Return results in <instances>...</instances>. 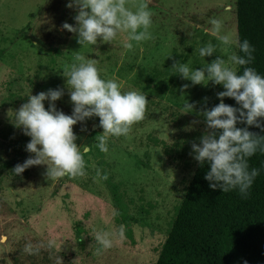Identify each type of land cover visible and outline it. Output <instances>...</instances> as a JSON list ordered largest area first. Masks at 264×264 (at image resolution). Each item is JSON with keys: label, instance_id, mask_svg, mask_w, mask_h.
Segmentation results:
<instances>
[{"label": "rangeland", "instance_id": "374dc122", "mask_svg": "<svg viewBox=\"0 0 264 264\" xmlns=\"http://www.w3.org/2000/svg\"><path fill=\"white\" fill-rule=\"evenodd\" d=\"M125 2L133 11L146 2L152 14L149 38L132 41L130 49L122 46L126 32H119L112 44L98 38L94 46H81L71 32L60 48L61 11L77 14L67 6L69 0H0V264H154L158 256L196 166L191 145L210 131L200 113L220 102L216 93L224 88L211 81L192 84L173 70L156 81L152 73L172 66L169 55L175 52L186 54L191 68L221 56L236 69L229 59L236 44L222 45L205 31L211 28L210 19L217 18L222 34L236 40V0ZM209 42L216 52L199 57L195 49ZM77 52L94 59L101 77L117 81L122 91L145 94V118L127 135L109 137L108 151L101 156L95 140L102 132L99 117L74 124L85 161L83 176L47 180L46 165L15 174L14 166L34 155L26 151L31 138L14 126L15 111L30 94L61 88L64 94L54 104L70 115L73 105L63 69ZM185 100L194 105L192 112L182 113ZM44 105L47 109L49 101ZM2 132L9 135L4 138ZM22 141V150L13 147ZM102 171L123 193L125 218ZM97 233H108L112 247L103 248ZM26 245L33 251H25Z\"/></svg>", "mask_w": 264, "mask_h": 264}, {"label": "clouds", "instance_id": "9594fccd", "mask_svg": "<svg viewBox=\"0 0 264 264\" xmlns=\"http://www.w3.org/2000/svg\"><path fill=\"white\" fill-rule=\"evenodd\" d=\"M67 6L77 9L74 16L77 24L73 26L65 22L63 28L76 33L77 43L81 46H94L98 38L99 43L112 44L119 32H126L128 39L122 42V46L130 49L132 41L140 42L150 36L152 14L146 2L140 3L135 11L126 6L125 0H69ZM209 23L211 28L205 29L206 32L222 45L235 43L243 53L230 55L233 65L251 64L255 49L248 39L234 40L229 34H222V21L217 18H211ZM195 52L199 57L211 56L216 52V45L209 42ZM172 67L174 73H179L182 79H188L192 84L207 85L211 81L223 86L224 91L216 93L220 102L200 113L211 131L202 135L199 143H192V153L201 166L209 165L204 176L209 188L222 192L238 190L242 198H247L261 171L250 168L248 158L257 151L264 152V136L249 131L247 127L254 125L264 131V76L252 67H244L242 73H237L221 56L202 68H191L179 61H175ZM63 75L73 105L70 115L55 107L54 102L64 94L61 88L30 94L27 102L15 111L14 126L22 128L31 138L26 151L34 154L14 166L15 174H22L34 165H46L47 180L83 176L85 161L76 143L74 124L99 117L102 132L95 136L96 146L101 152H107L109 137L127 135L134 123L145 118L146 95L136 90L122 91L117 81L102 78L94 59L77 52L71 65L63 69ZM186 87L188 85L182 86ZM225 97L234 98L238 106L226 104ZM45 100L49 101L47 109ZM193 109L194 105L186 100L182 104V113ZM238 122L245 127H238ZM120 231L123 232V226ZM95 239L105 249L112 247L108 233H97ZM25 251L32 252L31 245H26Z\"/></svg>", "mask_w": 264, "mask_h": 264}, {"label": "trees", "instance_id": "16d2710c", "mask_svg": "<svg viewBox=\"0 0 264 264\" xmlns=\"http://www.w3.org/2000/svg\"><path fill=\"white\" fill-rule=\"evenodd\" d=\"M74 16L68 10L61 11L58 19L62 26L61 36L57 39L60 48L67 44L71 33L63 28V24L74 25ZM236 29L237 39H248L255 51L251 64L237 65L235 70L242 73L244 67H252L264 76V0H236ZM236 54L243 55L238 47ZM171 56L173 63L187 61L186 54L181 56L175 52ZM160 70L152 73L155 78L152 80L170 74L174 68L163 66ZM223 99L226 104L238 106L234 98ZM237 126L245 127V124L238 122ZM247 127L249 131L264 136L260 128L254 125ZM9 134L2 132L4 138ZM12 137L11 141L16 140ZM162 143L163 150L167 151V146ZM23 144L24 141L17 142L13 147L22 150ZM97 155H102L98 148ZM102 163L99 162L100 165ZM248 163L250 168L261 171L247 198H242L238 190L222 192L209 188V182L204 179L209 165L201 166L196 162L154 264H245V261L247 264H264V152L257 151L248 158ZM102 174L115 196L118 212L125 218L122 191L112 185L107 171H102Z\"/></svg>", "mask_w": 264, "mask_h": 264}]
</instances>
